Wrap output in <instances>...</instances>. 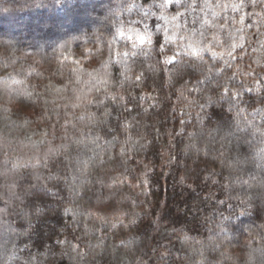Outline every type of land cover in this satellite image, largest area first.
<instances>
[{
	"label": "trees",
	"instance_id": "16d2710c",
	"mask_svg": "<svg viewBox=\"0 0 264 264\" xmlns=\"http://www.w3.org/2000/svg\"><path fill=\"white\" fill-rule=\"evenodd\" d=\"M184 7L0 0V264L264 262L253 39L199 51L156 20L116 36L127 14Z\"/></svg>",
	"mask_w": 264,
	"mask_h": 264
},
{
	"label": "rangeland",
	"instance_id": "374dc122",
	"mask_svg": "<svg viewBox=\"0 0 264 264\" xmlns=\"http://www.w3.org/2000/svg\"><path fill=\"white\" fill-rule=\"evenodd\" d=\"M168 2L184 4L185 7L176 15L166 13L164 9L151 11L148 15L143 12L127 14L118 26L117 38L133 37L135 41L143 42L150 36L147 35L150 22L156 20L155 28L166 33L173 43L186 42L188 47H196L199 51H230L234 47H242L247 39H253V52L260 57L259 64L257 61L256 64L262 68L264 79V0H201L200 8L191 0H164L165 4ZM184 10L199 12L197 16L200 19H195V25H201L202 21L201 30L186 28L188 23L182 20ZM250 30L256 37L251 36L253 32ZM98 209L110 220L120 215L117 204L112 201Z\"/></svg>",
	"mask_w": 264,
	"mask_h": 264
},
{
	"label": "clouds",
	"instance_id": "9594fccd",
	"mask_svg": "<svg viewBox=\"0 0 264 264\" xmlns=\"http://www.w3.org/2000/svg\"><path fill=\"white\" fill-rule=\"evenodd\" d=\"M261 264H264V262H261Z\"/></svg>",
	"mask_w": 264,
	"mask_h": 264
},
{
	"label": "snow or ice",
	"instance_id": "6c2138e0",
	"mask_svg": "<svg viewBox=\"0 0 264 264\" xmlns=\"http://www.w3.org/2000/svg\"><path fill=\"white\" fill-rule=\"evenodd\" d=\"M211 98H209V101H210Z\"/></svg>",
	"mask_w": 264,
	"mask_h": 264
}]
</instances>
